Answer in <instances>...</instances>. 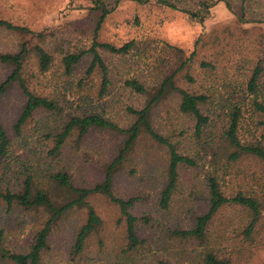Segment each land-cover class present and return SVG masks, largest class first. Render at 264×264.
I'll return each mask as SVG.
<instances>
[{
  "label": "rangeland",
  "instance_id": "1",
  "mask_svg": "<svg viewBox=\"0 0 264 264\" xmlns=\"http://www.w3.org/2000/svg\"><path fill=\"white\" fill-rule=\"evenodd\" d=\"M199 1L169 0L175 4L170 7L155 0L142 3L102 0L110 11L98 29L97 39L116 46L134 40L135 47L125 55L102 51L109 63L111 83L98 99L96 71L84 80L81 89L77 86L87 59L76 65L70 75L65 73L61 62L63 48L91 43L96 20V15L89 12L94 6L91 0H0V19L25 28H0V53H15L25 44L28 52L21 71L25 82L31 90L55 99L63 108L58 114H35L17 136L13 124L25 97L17 83L8 89L0 102V122L11 139V151L0 157L2 188L16 190L32 174L33 183L48 189L54 197L55 193L59 196L62 193L54 189L48 177L50 172L66 171L74 184L83 187L93 186L102 179L105 165L117 153L122 139L115 132L91 130L80 141L71 136L59 154L48 155L51 142L44 135L57 130L60 119L68 111L87 105L79 100L81 94L89 96L92 110L126 126L131 121L127 107H141L146 96L124 85V79L135 77L147 86H154L164 72L176 67L179 53L188 57L193 51L195 55L176 73L174 82L191 92L209 96L205 105L209 125L207 134L200 138L193 135L192 121L178 111L176 94H166L152 111V122L158 132L177 144L179 151L192 156L197 164L180 166L167 209L157 205L165 177L164 145L146 134L140 136L114 173L113 193L124 199L139 196L131 212L149 218L148 222H138L137 234L144 243L130 249L118 207L106 196L92 194L87 200L102 224L89 235L83 249L76 252L73 244L76 231L85 221L86 209L73 207L51 225L48 247L37 264H155L160 257L167 264H202L208 250L228 259L230 264H264V164L252 155L227 163L219 146L221 140L217 138L225 127L229 108L236 105L242 112L241 138L249 140L254 134L264 141V114L253 112L252 95L240 97L256 63L264 68V0H250L248 6L257 14L248 11L255 19L246 21L239 18L242 0H207L204 13L199 12ZM227 1L232 10L227 7ZM36 45L52 55L45 72L39 69ZM201 62L207 65L202 66ZM11 71V65L0 62V80ZM260 82H264V69ZM235 89L238 92L230 97ZM261 90L264 94V86ZM213 150L217 153L214 160ZM210 172L217 176L225 195L241 189L258 200L262 214L250 240L242 235L247 213L232 204L222 206L214 215L204 240L173 233L193 227L195 217L207 211L206 179ZM47 218L43 208L23 209L16 204L8 208L0 201L2 247L10 252H27ZM0 264L9 262L0 259Z\"/></svg>",
  "mask_w": 264,
  "mask_h": 264
},
{
  "label": "trees",
  "instance_id": "2",
  "mask_svg": "<svg viewBox=\"0 0 264 264\" xmlns=\"http://www.w3.org/2000/svg\"><path fill=\"white\" fill-rule=\"evenodd\" d=\"M138 2L150 0H134ZM158 3L175 7L174 3L169 0H155ZM94 6H91L89 12L96 15L94 27L92 29V40L88 46L69 47L62 49L61 62L65 69V73L70 75L76 65L84 62L87 59V65L84 75L78 79L77 86L81 89L84 85V80L89 78L93 71L98 73L99 88L97 91L98 99L107 92V87L111 83L109 76V63L102 51L110 52L116 55H125L133 47L135 41L129 40L119 46L108 42H101L97 39L98 29L110 10H107L102 3V0H91ZM201 13L206 12L204 9L207 6V0L199 2ZM242 9L240 19L246 21L254 20L249 14L256 15L255 10H252L250 0H242ZM227 7L232 10L230 2H226ZM190 13L195 17L197 14ZM254 15V16H255ZM253 16V17H254ZM264 18V16H263ZM0 28L8 30H24L22 26L14 25L10 21L0 19ZM41 35V34H40ZM39 35V36H40ZM42 37V36H41ZM37 57L38 66L42 72L49 69L52 61L51 53L41 45L34 47ZM28 52L25 44L15 53H0V62L12 66V71L6 78L0 80V102L2 97L7 93L13 83H17L24 94V102L19 111V114L13 124V129L17 136L22 134V129L26 126L29 120L39 112H51L58 114L63 111L58 102L42 94H37L31 90L25 79L23 78L22 64ZM181 52V50H179ZM195 53L192 51L188 57L182 56L176 60V67L171 71L163 73L157 84L147 86L143 81H139L135 77L124 79V85L133 89L135 92L143 93L146 100L141 107H127V114L131 121L128 125H119L113 122L102 112L92 110L88 105L89 96L81 94L79 100L87 102L86 106L79 105L74 112H67L66 116L60 119L61 123L57 125V130L46 132L44 138L50 140L51 146L48 151L49 156L59 154L66 141L71 137H75V141H80L91 130H104L119 134L122 139L118 146L117 153L105 165V170L102 179L90 187H83L72 182L70 175L66 171L50 172L48 177L54 184V189L61 191L62 196L55 193L52 194L48 189L33 183L32 174L22 181L21 186L16 190L5 188L0 183V201L4 202L8 208L14 204L23 209L43 208L48 213L44 225L37 231L35 241L30 245L27 252H10L2 247V232L0 230V259L6 260L9 264H37L43 250L48 247V235L51 225L58 220L64 213L73 207L85 208L86 218L84 223L78 228L74 236L73 249L80 252L86 239L94 232L101 224L100 216L95 208L88 202L87 197L92 194H101L106 196L113 204H115L120 212V217L124 223V238L130 249L144 243L143 238L138 236V222L142 220L148 222L146 216L137 217L131 212L139 200V196H130L128 198L117 197L112 190L114 173L121 166L123 160L126 159L128 153L132 150L140 136L148 135L154 141L166 147V168L164 183L159 190L157 205L165 210L167 209L172 193L176 187L181 165L195 166V159L178 150L177 144L170 141L168 137L163 136L158 132L152 122V111L157 104L172 92L178 97L177 109L180 113L188 117L192 121L191 129L194 137L200 138L207 134L209 125V113L205 105L209 101V96L203 93L191 92L183 87L175 84L174 76L176 73L188 64ZM202 66H206L207 62H201ZM263 66L260 63L251 70L249 77L245 82V91L240 96L244 99L247 95H252L251 104L254 113L264 114V94L262 86L264 82H260ZM238 91L233 90L230 97H234ZM83 95V96H82ZM231 98H227L230 100ZM225 127L218 133L217 138L221 140L219 144L221 152L225 155L227 163L238 160L243 155H252L264 164V141L252 134L251 139H242L239 135L241 110L234 105L229 108ZM251 134V133H250ZM217 145V144H216ZM215 145V146H216ZM11 147V139L7 135L6 130L0 122V157L6 156ZM11 151V150H10ZM217 156L216 151H212L211 159L214 160ZM216 161V160H215ZM214 164V163H213ZM216 165V164H215ZM226 165V164H225ZM206 187L208 190V209L205 213L195 217L194 226L189 229L174 230L173 233L181 237H193L197 240H204L207 232V227L211 223L214 215L224 205H238L247 213L246 223L242 228V235L245 240H250L255 230L256 224L261 217L262 210L258 200L250 194L244 193L243 190H237L234 194L225 195L220 189V183L217 176L210 172L206 179ZM61 197V198H60ZM60 198V199H59ZM63 198V199H62ZM59 199V200H58ZM155 264H167L162 257L157 259ZM202 264H230L226 258H219L211 250L205 252Z\"/></svg>",
  "mask_w": 264,
  "mask_h": 264
}]
</instances>
